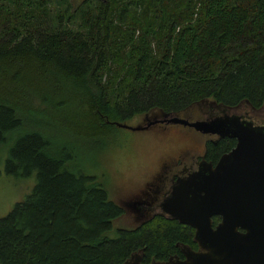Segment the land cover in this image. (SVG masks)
<instances>
[{
    "label": "trees",
    "instance_id": "obj_1",
    "mask_svg": "<svg viewBox=\"0 0 264 264\" xmlns=\"http://www.w3.org/2000/svg\"><path fill=\"white\" fill-rule=\"evenodd\" d=\"M64 97V98H63ZM65 108L70 135L93 142L112 122L181 114L204 100H264V0H0V146L4 169L36 180L0 217V264H140L188 242L187 228L154 216L114 228L124 213L93 175L52 151L22 114L25 99ZM74 120V121H73ZM19 130V132L17 131ZM232 145L209 144L214 160Z\"/></svg>",
    "mask_w": 264,
    "mask_h": 264
},
{
    "label": "water",
    "instance_id": "obj_2",
    "mask_svg": "<svg viewBox=\"0 0 264 264\" xmlns=\"http://www.w3.org/2000/svg\"><path fill=\"white\" fill-rule=\"evenodd\" d=\"M214 104L215 109H222V114L207 119L181 117L192 114L188 111L190 107L181 114H144L143 123L134 126L112 123L133 131L157 123L179 124L200 133L234 138L233 147L220 154L213 165L201 160L196 170L177 178L161 207L173 219L193 226L194 238L206 249L201 254L185 253L186 263L260 264L264 262V255H259L260 244L264 245V125L226 114L224 111L229 107ZM210 215L220 216L215 229L208 225ZM237 227L245 232H238ZM139 261L140 255L134 253L122 264H139Z\"/></svg>",
    "mask_w": 264,
    "mask_h": 264
},
{
    "label": "rangeland",
    "instance_id": "obj_3",
    "mask_svg": "<svg viewBox=\"0 0 264 264\" xmlns=\"http://www.w3.org/2000/svg\"><path fill=\"white\" fill-rule=\"evenodd\" d=\"M25 100V104L34 107L39 104L33 98ZM39 105L41 107L37 108H43L42 112L22 114L23 124L20 131L26 127L37 128L51 140L52 151H61L65 155H70L71 152L70 157L74 164L82 172L93 175L105 188L108 197L123 207L124 213L114 220L110 235L114 234V228H131L142 220L136 218L130 206L123 204L141 198L143 192H151L148 188H152L151 184L155 183L152 176L162 161L176 155L200 152L199 137L190 139V134L180 133L174 128L158 127L133 131L109 126L93 142L84 141L79 136L76 138L70 135L73 123L71 118L79 120L82 116L71 115L65 108L67 102L56 110H50L49 105ZM237 113L249 115L254 122L263 118L248 112L244 105L237 109ZM124 123L132 126L141 124L143 115L134 116ZM13 137L0 146V217L7 214L16 202L21 201L31 191L36 180L35 169L28 175H15L5 171L6 151Z\"/></svg>",
    "mask_w": 264,
    "mask_h": 264
},
{
    "label": "flooded vegetation",
    "instance_id": "obj_4",
    "mask_svg": "<svg viewBox=\"0 0 264 264\" xmlns=\"http://www.w3.org/2000/svg\"><path fill=\"white\" fill-rule=\"evenodd\" d=\"M246 106L248 112H250L253 115H260L263 116L259 120V122H254L250 119L249 115L237 113V109L240 108V106ZM195 106V107H194ZM215 104L207 103L206 101H202L197 103L196 105H193L192 108H190L188 111H191V115H181V117L185 116L188 120H194V119H207L212 116H217L222 114V109L218 108L215 109ZM224 113L226 114H235L240 116L241 118L247 119L252 121L255 124H263L264 125V100L258 107H253L249 104L240 103L236 106L229 107V110H225ZM252 116V115H251ZM174 128L180 133H187L190 134L189 138L193 139L194 137H199L201 140L200 143V152L198 153H188L187 155H176L174 158L162 161L159 166L156 168V171L154 175L152 176V179L155 181L154 184H151L153 187L148 188L150 193L143 192L141 198L136 199L134 201L125 202L123 205L130 206V208L134 211L136 218L140 220L137 224H140L141 222L151 219L154 216H160L170 222H175L179 227L187 228V235H188V242H176L175 247L176 251L174 253L168 254L166 258H163L161 260H149L148 264H188L187 262V256L185 253L187 252H194V253H206V249L199 246L198 241L194 238L195 230L194 227L181 223L177 221L176 219H173L170 217V215L165 212L161 207V202L165 196L168 195V192L170 190V187L172 184L176 181L177 178H181L186 176L187 174L191 173L192 171L196 170L197 164L199 161L204 160L209 162L211 165L215 163L218 156L222 153H220L214 160H210L206 157L207 150L209 147V144L212 146H215L217 143L222 142L223 140H232V145L229 147H233L235 143L234 138H228V137H218L214 134H205L200 133L198 131H195L194 129L183 126L179 124H164V123H157L149 128ZM228 149V150H229ZM227 150V151H228ZM226 152V151H225ZM208 225L210 229H215L216 225L220 222V216L219 215H210L208 217ZM136 224V225H137ZM236 230L240 233H244L245 230L241 227H237ZM259 255L262 257L264 255V245L261 243L259 247ZM141 261V257H140ZM139 261V264H140ZM192 264H210L209 262H199L194 261ZM226 264V263H225ZM259 264V263H258ZM260 264H264V262H260Z\"/></svg>",
    "mask_w": 264,
    "mask_h": 264
}]
</instances>
